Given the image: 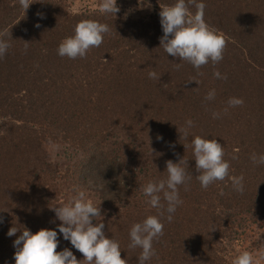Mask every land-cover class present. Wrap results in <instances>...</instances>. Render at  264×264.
Wrapping results in <instances>:
<instances>
[{"label":"trees","instance_id":"16d2710c","mask_svg":"<svg viewBox=\"0 0 264 264\" xmlns=\"http://www.w3.org/2000/svg\"><path fill=\"white\" fill-rule=\"evenodd\" d=\"M37 2L40 13L30 24L0 0V39L10 45L0 57V264H15L13 241L21 233L9 237V228L56 229L61 222L53 207L69 203L74 190L91 188L88 172L103 178L93 198L121 204L123 192L115 185L120 179L133 187L131 197L145 198L142 187L149 176L165 173L167 162L181 159L196 183L187 188L189 210L174 228L163 222V235L153 242L156 255L147 264H233L244 251L254 264H264V164L250 159L264 154V55L254 41L264 44V0H204L205 22L226 46L223 59L210 61L212 73L203 78L160 45L159 12L175 0H153L151 21L103 14L99 8L72 12L61 0ZM84 20L109 26L103 43L83 58L59 56V44ZM150 71L159 79H150ZM215 71L227 79H217ZM211 89L216 95L209 101ZM240 96L245 103L228 107L229 98ZM188 119L194 126L185 139L181 128ZM194 136L223 146L230 176L244 178L243 192L228 178L200 186L194 156L189 159ZM184 142L189 155L182 151ZM49 144L63 147L60 165L51 171L46 156L40 157ZM64 175L57 192L47 186ZM104 225L106 236L119 242L121 258L138 264L141 250ZM58 238L57 252L68 248L83 259L59 232Z\"/></svg>","mask_w":264,"mask_h":264},{"label":"clouds","instance_id":"9594fccd","mask_svg":"<svg viewBox=\"0 0 264 264\" xmlns=\"http://www.w3.org/2000/svg\"><path fill=\"white\" fill-rule=\"evenodd\" d=\"M20 3L25 9L29 7L27 0H20ZM139 3L141 7L152 6L149 0H139ZM189 5L195 11H190ZM205 7L204 0H175L174 3L161 7L159 12L163 31L160 45L167 55L179 57L195 69H200L210 61L213 64L219 63L226 46L224 37L205 22ZM99 10L103 14L114 16L119 12L116 0H101ZM109 31L107 24L95 20L81 21L75 26L74 34L59 44L57 54L69 59L83 58L91 48L103 43L104 35ZM9 47L6 40L0 39V57L7 53ZM213 75L217 79H227L219 71H215ZM148 76L150 79H159L155 71H150ZM215 95V89H211L205 99L210 101ZM227 104L228 107H236L243 104V99L232 97ZM224 111L227 112V108ZM219 116L220 113H213V118ZM193 126L191 119L185 121V126L181 128L185 139ZM191 146L199 172L196 179L202 188L206 189L214 182L228 178L235 191H244L243 176H230V164L224 159V148L216 139L194 136ZM250 159L255 164H264V154L254 153ZM181 161L182 159L178 163L167 162L166 178L149 181L142 187L146 203L162 211L157 215L146 216L141 222L134 223L129 230V247L141 250L138 264H147L156 255L153 242L163 235L164 224L161 218L166 212V219L171 222L177 207L183 203L178 186L186 184L191 175L186 169L187 160L182 161L184 166H181ZM74 191L75 195L69 203L53 207L55 217L61 222L56 229H40L32 233L26 227L23 230L14 226L9 228V237L16 236L18 231L21 233L13 241L15 264H81L82 260L85 264H127V260L121 258L119 242L106 236L102 219H97L102 218L99 208L101 202L96 205L86 197L84 191ZM2 222L0 218V223ZM58 232L74 249L82 253V260H77L68 248L56 251L59 246ZM233 264H254V257L244 251L234 259Z\"/></svg>","mask_w":264,"mask_h":264},{"label":"rangeland","instance_id":"374dc122","mask_svg":"<svg viewBox=\"0 0 264 264\" xmlns=\"http://www.w3.org/2000/svg\"><path fill=\"white\" fill-rule=\"evenodd\" d=\"M34 1H36V2H34ZM56 1L57 0H50V2H56ZM61 1L63 2V4H66L72 12H76V11L81 10V9L93 10V9L99 8V5L101 3V0H61ZM149 2L152 5L151 8H148L146 6L141 7L139 0H116L117 6L119 8L118 13H121L125 17H128V18L142 19L144 21H151L149 16L156 13L153 0H149ZM7 3H9L10 6L13 7V9L10 11H13V13H18L19 14L18 17L26 19V23L27 22H29L30 24L34 23L35 21L33 19L35 18V15L37 13H40V11L38 10L39 2H37V0H27V3L29 4V7L27 9H25L24 7L21 6L20 0H13L11 2H8V0H3L4 5ZM0 5H2V4H0ZM13 15H15V14H12L11 16L14 17ZM4 18L7 20V13L5 14ZM0 23L2 25L3 15L1 17ZM263 40H264V37H262L261 42ZM254 41H256L260 45V50H258L259 51L258 53H261V55H264V54H262V53H264V44L263 43L261 44L258 39H255ZM209 65H211V64L208 63V65L207 64L203 65L200 69H197L198 73L200 72V76L202 78L207 77L209 75V73L210 74L212 73V67L210 68ZM198 81L200 82L201 78L198 77ZM206 82H208V81H206ZM192 85L195 86L196 84L194 82H192ZM243 86L244 85H242L241 87H243ZM241 96H240V98H241ZM242 99H243V102L245 103L246 98H242ZM252 108H256L257 110H259L258 106H256V105L252 106ZM198 112H199V109H198ZM203 133L207 134L204 131H203ZM46 149H47V152L43 153L40 157L46 156L45 158L49 163V166H48L49 171H51V170H53L52 166H55V163H57L58 166L60 165L58 162H61L62 156L60 155V153L63 151V147L53 146L52 144H49L46 147ZM182 151L184 152L185 155L186 154L189 155L190 147L186 142H184V146L182 148ZM172 154H173V152H169L167 157L170 159ZM192 156H193V152L191 151V157L190 158L188 157V158L192 159ZM93 163H95V162H93ZM68 165H70V164H67V166ZM96 165H97V163H96ZM166 166L167 165H164V167H166ZM0 172H2V169H0ZM88 173L90 176L87 179V183L92 185V186L89 189H82V191L85 192L86 197L89 200H91L92 203L99 205V203L101 202L99 205V208L101 209L102 218H97L98 221L102 219V222L104 224L111 225L112 229L114 230V233L119 234V232H120L119 235L121 237H124V238L126 236L129 237V230L134 223L141 222L146 216L157 215L159 211H162V210L152 208L149 204H147L146 203V199H147L146 197L145 198H140V196H138V198L131 197L132 193H129L128 189L129 188L133 189V187L129 185L128 180L120 179L115 184L116 186H118L117 188L120 187V189L123 192L122 195L124 197V200L122 201L121 204L119 202H117V203L112 202L111 200L108 202H105V201L102 202L103 198H100V196H99L100 199L96 198V197L93 198V196H92L93 191H95V190L100 191V184L102 183L103 178H101L100 175H97L96 177H94L92 174H90V172H88ZM47 174H49V172ZM157 175H158V172L149 176L148 182L160 180V179H165V177L167 176V171H165V173L160 174L159 176H157ZM63 178H65V175L57 178L54 182V186H50V185H47V186L50 187V189L52 188L55 190V192H57V189H59L60 186L65 185V180ZM123 185H125V186H123ZM195 185H196V183L193 180H188L186 182V184H184L185 191H183V189L180 186H178L180 198L182 199L183 203H182V205L177 207L176 212L173 215V220L171 222H168V220L166 219V216H167L166 212H165V216L161 218L162 222L168 223L171 228L176 227L180 222H182V219H184V217L187 215V212L189 210V206L185 205L186 200L187 199L189 200V196L186 193L187 188H193V186H195ZM123 187H126L125 192H124ZM62 192H65V191L62 189ZM111 195H112V193L110 194V197H111ZM110 197L106 196L107 199H110ZM162 203H164L163 199H162ZM57 204H59V203H57ZM93 223L95 224L96 221H93ZM111 234H113V231H111Z\"/></svg>","mask_w":264,"mask_h":264}]
</instances>
